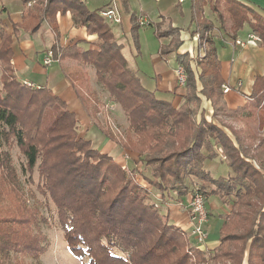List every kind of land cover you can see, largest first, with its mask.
<instances>
[{
    "label": "trees",
    "instance_id": "obj_1",
    "mask_svg": "<svg viewBox=\"0 0 264 264\" xmlns=\"http://www.w3.org/2000/svg\"><path fill=\"white\" fill-rule=\"evenodd\" d=\"M21 1L27 5L30 0ZM207 4L218 13L221 28L235 41L248 23L264 46V15L251 5L241 0H195L193 19L197 20L204 55L196 58L201 68L196 74L193 58L188 53L177 54L187 72L185 101L180 106L159 98L130 68L122 52L124 45L108 24L112 22L101 14L110 1L103 8L91 10L85 0H35L24 9L21 22H13L12 33L0 26V178L9 179L11 191L19 189L9 151L16 142L26 156L27 168L33 171L38 167L39 188L54 202L69 249L79 259H86L84 264L188 263L187 254L175 260L169 257L173 252L180 253L177 246L186 243L185 230L171 223L168 213L162 212L156 202H149L152 191L138 181V174L163 194L201 192L205 198L218 196L230 204L232 208L220 227L218 247L234 237L242 240L244 234L237 233L239 227L243 220L250 221V233L245 236L253 238L249 247L253 252L249 253L248 264H264V156L259 160L252 145L257 136L248 129L231 126L234 140L221 125L208 120L202 109L200 94L212 101L215 117L228 110L223 101L225 81L213 33L215 24L204 15ZM68 12L76 27H86L88 34H97V47L84 51L85 61L95 67L98 81L127 115L130 134L123 148L136 164L142 162L144 168L150 167L151 175L137 168L124 169L112 155L92 147L91 140L80 137L77 115L61 96L48 86H32L15 75L11 63L13 35L19 36L21 29L33 33L46 20L59 40L57 16ZM132 21L137 37L141 25L135 15ZM152 25L158 38L172 36L168 44H161V55L167 57L177 51L179 28L163 29L159 22ZM51 48L62 59H78L82 52L80 41L66 46L56 42ZM85 75L75 73L74 78L83 79ZM80 94L94 116L97 109H92L90 99ZM251 98L253 118L264 130V74L256 78ZM96 125L113 138L110 129L105 130L99 122ZM260 136L258 146L264 149V133ZM6 145L10 147L6 149ZM219 155L232 173L215 177L206 162ZM21 197L16 207L0 212V264H12L1 259L4 247L8 258L12 251L28 252L37 258L48 248L45 236L34 232L47 218ZM195 249L203 252L199 247ZM257 249L261 254L253 256Z\"/></svg>",
    "mask_w": 264,
    "mask_h": 264
},
{
    "label": "crops",
    "instance_id": "obj_2",
    "mask_svg": "<svg viewBox=\"0 0 264 264\" xmlns=\"http://www.w3.org/2000/svg\"><path fill=\"white\" fill-rule=\"evenodd\" d=\"M121 1L128 13H131L133 9L138 7L143 10L144 13L150 15L153 22H159L163 29L169 26L179 28L180 43L177 51L167 57L162 56L160 51L155 55L154 67L152 72H149L152 74L151 77L156 79L154 88L146 87L145 78L139 74L140 71L143 72L141 68L137 69L138 72H134L140 77L141 82L146 88L156 91V95L159 98L170 100L175 106H180L185 101V88L180 86L177 81L176 67L180 64L176 61L177 54L188 53L193 58L191 63L196 74L201 71V68L196 64V58L198 55H204V48L200 46L199 34L197 33V20L193 19L195 14V0ZM241 1L251 5L256 11L264 15V0ZM0 2L2 5L0 9L2 24H0V26L2 25L9 33H12L13 22H21L23 11L28 4H23L21 0H0ZM9 3L10 5L13 4V8H10L8 5ZM204 15L215 24L213 33L217 45L218 56L221 61V74L225 81L222 85L224 92L223 101L228 109L227 112H221V115L215 118L228 133L231 131L229 135L235 140L231 126L236 130L245 129L246 124L245 126L243 125V120L248 113H240L237 115L234 111L238 108H244L249 104L250 100L252 101L251 93L253 91L254 82L258 76L264 74V46L261 45L259 37L252 33L248 23H246L244 28L237 34V40H241L244 44H237L235 39L230 37L226 29L221 28L218 13L213 11L209 4L204 7ZM135 16L137 15L135 14ZM57 19L60 31L59 40H56L55 33L46 20L42 23V26L33 33L21 29L19 36L13 35L11 44L13 55L11 63L14 67L15 75L24 82H31L36 86H48L51 88L54 93L61 96L67 102L69 109L76 113L79 125L83 128L82 131H84V135L88 137L86 139L92 141L94 148L99 149L101 152L106 151L112 153V155L114 154L113 152H115L122 156V152L126 150L108 137L101 128L96 125L93 116L90 115L89 109L85 105L80 94V87L77 86L76 79L74 78L75 73H81L80 71H82L77 68V66L81 65V60L88 66H92L85 61L84 51L97 47L96 42L98 36L97 34H88L86 27H76L70 12L65 15L58 14ZM119 24H123V20ZM146 26L148 25H141V27ZM171 39L172 36H167L159 38V42L160 44H168ZM76 41H80V46L82 47V52L78 59L60 58L49 65L44 63L45 53L54 43L57 42L59 46H66ZM168 57H170L169 60ZM2 73L3 70L0 63V89L3 86ZM144 73L145 72H143V74ZM149 73L145 74L147 75ZM239 83H241V85H239ZM225 86L231 87V89L225 92ZM199 89H201L200 82ZM200 95L202 97V103L203 101L205 102V107H202V109L205 108L204 111L206 109L208 110L205 111L206 117L207 113H211L207 118L208 120H212V117L215 116L212 101L203 94ZM207 106L212 110L210 111ZM219 118L222 121H220ZM236 122H238V124ZM222 123H225V125ZM247 129L248 128L245 130ZM216 158L206 162V168L210 171L214 169L213 172L211 171L213 175L214 172H216V175H214L215 177L232 173V168L223 157L222 160H224V162L220 161V158H218L219 161H216ZM129 159L132 164L131 168H137L139 171L144 169V167H140L142 162L136 164L132 158L129 157ZM208 164L212 167L208 166ZM223 166L224 170L221 172V167ZM145 174L151 175L150 167L146 168ZM140 176L142 177L141 174ZM192 179L190 178L189 180L192 181ZM147 186L152 191V194L156 191L159 193L162 198H160V204L165 209L166 213H168L170 222L186 229L190 234L189 209L186 205H189L188 201L191 199L190 194L192 192L187 195H178L175 192L163 194L151 185ZM176 195L178 200L171 201V198H174ZM181 203H183V205ZM206 205L208 206L207 209L210 214L209 221H214V226L218 227L217 233L220 235L219 229L221 224L225 216L229 213L225 206L230 208V204L224 203L218 196H209L206 198ZM218 215H220V217H218ZM213 227H211V229ZM208 233L207 241L199 245V248L203 250L214 249L220 244L219 235L214 236L215 234L210 233V230Z\"/></svg>",
    "mask_w": 264,
    "mask_h": 264
},
{
    "label": "rangeland",
    "instance_id": "obj_3",
    "mask_svg": "<svg viewBox=\"0 0 264 264\" xmlns=\"http://www.w3.org/2000/svg\"><path fill=\"white\" fill-rule=\"evenodd\" d=\"M85 1L87 2V5L91 10H96L99 8H103L109 1L112 0H85ZM115 1H116V5L122 12L123 24H119V23L115 24L114 22L112 23L108 22V24L112 27L120 43H123L124 47L122 52L127 58L130 68L133 71H137L138 68H141V70H143V72L145 73L152 72V69L154 67L155 55L159 53L161 46L159 42V38L155 32V26L148 25L146 27L138 28L137 30L138 36L135 37L136 35L133 32L134 30L132 29V25H133L132 15L136 14L138 16L142 14L144 11L137 7L136 9H133L131 13L129 12L130 13L129 14L126 11V8L121 0H115ZM8 5L10 6V8H13L12 7L13 4L10 5L9 3ZM1 6L2 5L0 4V9ZM236 43L240 44L237 42V40ZM169 58L170 57H168V60ZM176 61L178 62L177 58ZM80 64L81 65L77 66V68L81 69L82 71L80 72L83 74L85 73L86 75L83 76V79L82 78L76 79V83L77 86L80 87L79 89L81 93L86 95L92 102L91 103L92 109H97L96 114H94L93 116L95 123L99 122L105 130L110 129L111 133L113 134V138L111 137L110 138L115 142H117L123 148L122 143L127 140V137L130 134V130H129V121L122 105L112 100L113 98L111 97L109 91L106 90L103 87V85L98 81L95 71L96 69L94 66H88L83 62V60H81ZM143 72L140 71L139 74L145 78L146 87L154 88L156 84V79L151 77L152 74L149 73L146 75L145 73L143 74ZM178 79L179 78L177 75L178 84L182 87H185V85H181ZM202 107H205L204 101L202 103ZM208 109L210 111L212 110L209 107ZM205 111L208 110L206 109ZM234 113H237V115L240 113H245V114L248 113V115L243 120V125L245 126L246 124L245 129L248 128L250 132H253L257 136L256 139H253L252 145H254L257 158L261 160V158L264 156V149L259 148L258 137H261L260 135H263L264 130L259 129V120L255 121V119L253 118L254 111L251 105V100L248 105H246L244 108L236 109ZM210 114L211 113H207V117L210 116ZM219 115H221V113H219ZM212 120L219 123V121H217L215 116L212 117ZM238 122L236 123L238 124ZM82 129L83 128L79 126L80 137L84 139L88 138L87 136L84 135V131H82ZM229 133L231 134V131ZM9 147L10 145H6V149H8ZM92 147L94 146L92 145ZM9 151L11 153L12 164L17 170L20 187L17 191L13 192L11 191L12 186L8 184L9 179L0 178L2 181H5L4 183H1L0 180V212L1 210L5 211L7 210V208L10 207H16V204L18 203L17 201L20 198V195H22L21 198L25 200L26 204L30 208L37 209L40 215H44V217L47 218V222H41L40 223L41 228L38 229V227H35L34 232L35 233L40 232L45 236V238L48 240V242H45V245L46 243H48L47 246L48 248L43 254L38 255L37 258H34L33 254L31 253L28 254V252L17 254L14 251H12L13 255H11L10 258H8L6 257L7 248L4 247L3 250L5 251V254L4 255L2 254L1 259L3 260L4 263H7L8 260H10L12 264H84V261L86 259L85 260L79 259L69 249L68 243L64 236V229L62 228V225L60 223L54 202L47 195L41 192L39 188V183L41 182V180H40L38 167L36 166L33 171H30L27 168L26 156L24 155L21 148L16 142H13L11 144ZM126 152L127 151H123L122 156H120L118 155V153L115 152H113L114 154L112 155V153L104 151V153H108L112 155L115 161L120 163L124 169L127 167L131 168L132 165L128 157V154ZM218 158H220V161L224 162V160H222L221 155L216 158V161H219ZM141 164L140 167H144L143 164L142 165ZM208 166L212 167L210 164H208ZM223 170H224V166L221 167V172ZM145 171L146 168H144L142 172ZM211 171L213 172L214 169H212ZM2 172L3 171L1 169L0 176ZM214 175H216V172H214ZM137 179L143 185L145 186L149 185L146 182V180L140 176V174L137 175ZM157 193L158 192L156 191L151 195L149 202L152 201L156 202V204L161 209V211L166 213L165 209L160 204L162 198L160 197L159 193L158 194ZM193 193L194 192L190 194L191 198ZM249 199L250 200L253 199L252 201H254V198L252 196H250ZM176 200H178L177 195L174 196V198L173 197L171 198V201H176ZM190 202L191 199L188 201L189 205ZM181 204L183 205V203ZM189 205H186L188 209H189ZM205 207H206L208 219L204 224V227L206 228L207 232H209L210 230V233L215 234L214 236L219 235L217 233L218 227L214 226V221L213 222H211L212 220L209 221L210 214L208 213V209H207L208 206L206 205V200H205ZM225 208L227 211L230 212L232 206L230 205V208L228 206H225ZM241 208H243V206H241ZM263 209H264V205H263ZM211 213L214 214L213 212ZM218 217H220V215H218ZM211 227L213 228L211 229ZM250 227H251L250 221L243 220L242 226L240 225L239 227L241 229L239 230V232H237V233H241L242 235L244 234L243 238L241 237L242 240H237L236 237H234L232 241L228 242L222 248L218 247L220 245L219 244L214 249H204L203 252H198L195 249V247H199L201 243H199L193 236H191L186 229L182 228L183 230H185L186 233L185 235L186 243L179 244L177 246L180 247V253L173 252L172 255H169V257L175 260L176 257H179L183 254H187L188 263L186 264H248L249 253H250L249 247L251 240H253V238H250L248 240V237H246L245 235H249L250 232H248V229H250ZM219 233H220V229H219ZM253 233H255V231ZM257 250L258 252L255 250L253 256L261 254V251L259 249ZM252 252L250 254H252ZM255 260L257 259L255 258Z\"/></svg>",
    "mask_w": 264,
    "mask_h": 264
},
{
    "label": "built area",
    "instance_id": "obj_4",
    "mask_svg": "<svg viewBox=\"0 0 264 264\" xmlns=\"http://www.w3.org/2000/svg\"><path fill=\"white\" fill-rule=\"evenodd\" d=\"M183 1V0H180ZM35 2V0H30L27 4L28 6L32 5ZM101 14L103 17H105L108 21L114 22V23H121L122 22V12L116 5V1L112 0L110 1V5L105 9L101 11ZM137 21L140 25H151L153 23V20L147 13H142L138 16H136ZM253 38V37H252ZM255 39V37H254ZM238 43L244 44L241 40H237ZM59 57L55 56V53L52 48H49L44 56V63L49 65L54 61L59 60ZM176 73L178 75V80L180 81L181 85H186L187 82V72L183 65H178L176 68ZM29 85L34 86L31 82H26ZM241 85V83H239ZM231 89V87L225 86L224 91L227 92ZM205 196L201 192H194L191 198V202L189 205V223H190V235L193 236L199 243L204 244L208 232L206 228L204 227V224L207 221V211L205 207Z\"/></svg>",
    "mask_w": 264,
    "mask_h": 264
}]
</instances>
